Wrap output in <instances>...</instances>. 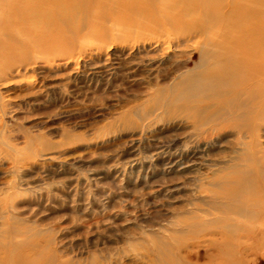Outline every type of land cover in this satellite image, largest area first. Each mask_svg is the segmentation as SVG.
I'll return each instance as SVG.
<instances>
[{"label": "rangeland", "instance_id": "rangeland-1", "mask_svg": "<svg viewBox=\"0 0 264 264\" xmlns=\"http://www.w3.org/2000/svg\"><path fill=\"white\" fill-rule=\"evenodd\" d=\"M74 23L43 40L21 35L25 23L0 22V245L23 243L17 231L28 230L60 261L153 264V240L180 230L177 220L207 198L200 186L252 149L245 131L219 127L204 153L171 161L191 121L156 99L193 67L191 34L142 37L140 13L101 1ZM259 136L264 152V128ZM200 241L181 239V253L202 261ZM244 246L264 264V244Z\"/></svg>", "mask_w": 264, "mask_h": 264}, {"label": "bare ground", "instance_id": "bare-ground-1", "mask_svg": "<svg viewBox=\"0 0 264 264\" xmlns=\"http://www.w3.org/2000/svg\"><path fill=\"white\" fill-rule=\"evenodd\" d=\"M2 1L8 7L5 15L0 11V22L25 23L21 35L33 39L57 40L64 30L74 31L76 13H92L100 1L127 18L140 13L142 37L171 31L191 34L189 41L196 40L197 51L193 67L158 91L156 99L158 107L191 121L187 141L171 161L204 153L219 127L245 131L248 142L243 144L252 152L231 157L208 186H200L207 198L193 203L190 214L177 220L180 230L169 239L153 240L159 256L153 264H256L249 259L254 252L244 245L264 244V152L259 145L264 128V0H140V5L136 0ZM17 232L23 243L11 239L0 245V264H72L46 255L40 233ZM181 239L194 244L202 239L205 259L197 255L192 261L189 251L183 255Z\"/></svg>", "mask_w": 264, "mask_h": 264}]
</instances>
